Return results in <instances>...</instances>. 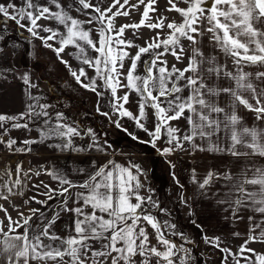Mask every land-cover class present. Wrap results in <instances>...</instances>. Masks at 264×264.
Instances as JSON below:
<instances>
[{
    "label": "snow or ice",
    "instance_id": "6c2138e0",
    "mask_svg": "<svg viewBox=\"0 0 264 264\" xmlns=\"http://www.w3.org/2000/svg\"><path fill=\"white\" fill-rule=\"evenodd\" d=\"M168 3L167 11L179 13L182 22L168 23L170 32L165 38L157 33L146 46H137L124 38L126 29L148 27L162 30L165 27L166 17L162 15L156 18V22H149L152 19L150 13L157 11L156 0H138L131 5L130 0H95V3L93 0H73L67 8L60 0H44L43 3L41 0H19V4L14 0L6 4L0 2V41L6 39L4 33L9 30L8 21L39 39L55 52L61 63L69 67L71 76L80 86L96 93L98 98H103L105 92L110 94L108 104L118 115L115 121L117 128L121 127L119 118L134 120L151 137L153 147L162 134L166 136L169 147L162 150L164 154L176 148L183 150L184 142L193 148L200 147L195 144L198 137L209 142V151H223L234 157L264 156V129L245 126L238 115V108L243 107L254 113L256 120H264V70L245 71L249 66L264 69V0H168ZM179 3L187 7L181 8ZM141 5L144 9L138 23H127L117 28L116 17H129L130 11ZM73 8L83 13L86 19L73 17L70 14ZM41 19L52 21L57 27L42 26L38 23ZM93 24L97 25L96 29L85 27ZM58 26H62L63 31ZM93 31L98 33V40L92 38ZM205 36L210 45L207 55L202 50ZM184 39L190 41L192 47L188 65L183 70L175 65L169 69L161 57L171 52L180 60L183 54L181 40ZM68 46L77 49L73 55L83 65L78 71L72 70L61 57ZM131 47L138 49L134 56L127 50ZM89 49L96 55L90 56ZM159 49L163 51H157ZM218 52L231 61V68L227 61L221 63ZM144 54H149L150 58L144 61L145 74L141 76L136 74V70ZM125 59L131 61L126 74L121 71ZM84 66L93 69L95 76L90 78ZM22 79L29 89L38 87L32 83L28 73ZM222 79L226 85L219 83ZM119 88L139 95L138 115L124 107L129 92L118 96ZM185 89L187 96L183 95ZM221 95L226 97L224 106L219 102ZM29 101L24 112L0 114V146L13 152L30 151L26 146L37 141L26 139L18 144L10 132L21 128L31 131V125H35L43 139L61 140L62 143L57 145L61 149L86 150L73 145V138L80 137L82 132L78 126L67 123L62 112L49 113L51 105L31 92ZM146 106L153 109L156 117L152 131L142 122ZM97 112H100L99 99ZM185 112H188L185 118L189 131L181 136L171 121L180 119ZM101 114L110 119L108 112ZM222 131L230 142L226 148L212 142L213 137L219 138ZM83 135L92 140L88 148L102 150L96 144L98 134L93 129H83ZM133 139L137 138L133 136ZM109 165L90 172L79 184L70 180L67 174L48 172L61 185L58 191L48 188L45 193L48 199L53 198V193L64 196L72 188L83 189L76 193L74 201L80 206L70 209L67 199L63 201L62 210L71 211L75 216L74 234L66 238L50 232L55 216L29 235L32 228L30 220L36 210H30L32 215L28 217L20 213L22 219L13 221L7 209L0 205V211L5 212L8 220L7 232L3 229V221H0V257H3L4 264H29L30 260L37 264H190L191 251L185 247L187 237L175 231L174 223L159 220L153 211L158 209L160 213H167L168 210L161 208L151 195H141L144 185L139 176L144 173L140 166L124 167L112 161ZM12 172L9 168L0 174V199L7 200L9 196L22 194V178H27L29 173L23 171L22 164L16 166L15 177ZM218 179L226 182L227 191L217 200V203L227 206L225 211L239 219L241 210L251 208L260 214L261 219L257 221L252 215L248 217L250 235L237 252L221 247L219 237L205 235V243L222 252L221 264H228L229 257L232 264H241V261L243 264H264V253L248 247L251 242H264V168L242 169L239 178H234L229 170L209 171L202 180L195 181L194 178V181L199 189L204 190ZM86 208H91V211H85ZM145 225L154 231L156 244L151 243ZM20 228L25 231L18 232ZM168 232L180 236L184 242L177 244L170 239Z\"/></svg>",
    "mask_w": 264,
    "mask_h": 264
},
{
    "label": "rangeland",
    "instance_id": "374dc122",
    "mask_svg": "<svg viewBox=\"0 0 264 264\" xmlns=\"http://www.w3.org/2000/svg\"><path fill=\"white\" fill-rule=\"evenodd\" d=\"M0 2L6 4L9 0H0ZM14 2L19 4V0H14ZM41 2L43 3L44 0H41ZM60 2L65 8H67L73 3V0H60ZM106 2H110V0H106ZM121 2H123V0H121ZM137 2L138 0H130V5ZM93 3H95V0H93ZM168 6H170L169 3L164 0H156L155 7L157 11L155 13H150L152 19L149 22H156L158 16L162 15L165 17L166 15L164 21L165 27L162 30H152L148 27H142L138 30L126 29L124 38L131 40L137 46H146V44L151 42L152 37L157 33H159L162 39L165 38L170 32L167 28V24L173 21L179 24L183 19L180 14L175 11H171L167 14ZM178 6L181 8L187 7L184 3H179ZM143 9L144 6L141 5L138 9L130 11L129 17H116L114 22L117 28L120 25L127 23H138L141 19ZM70 14L81 20L86 19L83 13L76 12L74 8L71 10ZM38 23L42 26L57 27L54 22L45 19H41ZM58 27L63 31L62 26ZM85 27L96 29L97 25H85ZM8 29L9 30L4 33L6 39L0 41V49H3L0 51V114L16 115L24 112L26 105L30 102L29 92H31L32 95H35V92L40 91L43 102L61 110H66L65 114L67 117L70 115L73 121L82 125L78 126L81 129L82 134L83 129L91 128L98 134L97 138L105 139L108 145H111L113 148L115 147V151H123L128 155H134L135 157L137 154L141 156L149 155L150 159L152 157L156 164L162 162L163 158L157 157L162 154V151L156 147V144L155 147H149L150 145H146V143L143 142H141L142 145L136 144V139H133V137L128 135L127 132L115 126L117 116L113 114V117L111 116L109 119V117L102 115L101 111L97 112V101L99 98L96 93L80 86V84H78L71 76L69 67L64 63H61L60 59L57 58L52 49L45 47L39 39L31 37L26 31L17 29L14 22L8 21ZM25 37H27V39H25ZM92 38L94 40L99 39L96 31L92 32ZM29 41L31 43H29ZM187 42L189 41L186 39L181 40V43ZM202 42H208L206 36L203 38ZM49 43L53 42L50 41ZM127 50L130 55L134 56L138 49L137 47H131ZM157 51H163V49ZM73 53H77V49L73 46H68L65 48V51L61 53V57L64 61L68 62V65L72 70L78 71L79 67L83 65L80 64ZM170 53L171 52L166 55H170ZM88 54L90 56L96 55V53L92 52L90 49ZM149 58V54L142 55L141 61H139L137 65L136 74L141 76L145 74L144 61ZM164 58L165 55L161 57L162 60H164ZM130 63V60L125 59L124 68L121 70L124 74L127 73ZM84 67L90 78L95 76L93 69H89L87 66ZM25 73L29 74L30 80L38 86L37 88L29 89L28 86L25 85L22 79ZM97 83L99 84L100 81L98 80ZM121 91L129 92V96H131L132 92H135L129 91L125 88H119L117 95H120ZM107 109L109 110L110 108L106 107V110ZM124 118L125 121H134L128 117ZM34 127L35 126H31V131H27L23 128L13 129L11 130L10 135L15 138L19 144L22 140H30ZM127 127H130V130L140 137H150L138 126ZM145 127L148 128L149 131H152L155 126ZM35 129L37 130L36 127ZM38 134V137L43 139L39 132ZM78 138L90 137L81 135ZM21 147L25 146L21 145ZM26 147L30 148V146ZM30 152L31 149L26 152H13L0 146V174L9 169V166H11V160L26 158V155ZM18 164L19 163L13 166H17ZM160 166L165 168L162 164H160ZM163 173L161 172L160 176L158 174L155 175L156 182L152 191L154 192L155 200L158 201L160 207L165 208L168 211L167 213H160L158 209H155L154 214L161 221L167 220L174 223L176 225L175 231L183 233L184 236L187 237L188 242L185 243V247L189 248L191 251L192 259L190 264H221V260L223 259L222 252L205 243L203 238L205 235L208 237L212 236L207 234L204 228L195 225L192 218L194 212L187 211V209L184 208L183 202L180 200L181 194L178 193L175 188H171L170 192L167 191V180L164 178ZM40 190V193L32 194L31 192H34L33 189L29 188L24 182V187L21 190L22 194L9 196L7 200L0 199V205L7 209V214L12 217L13 221L22 219L19 215L20 213H23L24 217H28L32 215L30 210H36V214L33 215L30 220L32 228L29 230V235H31L32 230H37L38 226L47 222L41 221L42 219L38 218L40 213L44 210L49 211L53 204L57 205L60 203L62 205V202L64 201V198L59 195L53 196L52 199H48L45 195L46 192L44 189ZM41 201H44V203H40ZM0 221H3V229L7 232L8 220L3 211H0ZM17 231L23 233L25 229L20 228ZM50 232H52V228L50 229ZM167 235L177 244L184 242L180 236L172 235L171 232H168ZM149 239L152 244H156L155 236L153 238V236L149 235ZM0 247H2V245H0ZM261 252L263 253L264 250H261ZM67 259L68 258L65 257V260ZM229 262L230 260H228V264ZM0 264H4L3 257H0ZM29 264H37V262L30 260ZM47 264H55V262H47Z\"/></svg>",
    "mask_w": 264,
    "mask_h": 264
},
{
    "label": "crops",
    "instance_id": "0c3cea01",
    "mask_svg": "<svg viewBox=\"0 0 264 264\" xmlns=\"http://www.w3.org/2000/svg\"><path fill=\"white\" fill-rule=\"evenodd\" d=\"M164 1L168 3V0ZM169 7L170 6H168V8ZM170 12L171 11H167L166 13L169 14ZM181 44L183 45V54L180 60L172 57L173 55L171 53L170 55H165L164 60L167 62V67L169 69L175 65L176 68L183 70L188 65L189 57L192 55L191 42L189 41ZM202 50L205 55L209 53L210 45L208 42H202ZM177 51L179 52V49H177ZM217 55L221 63L227 61L229 68L232 67L231 61L228 60L227 57L219 52ZM258 70L264 69H260L256 66L245 68V71L248 72H256ZM186 75H191V73H186ZM219 83L222 86L226 85V81L223 79L220 80ZM124 94L125 92L121 91L118 96H123ZM35 95L41 96L40 91L35 92ZM183 95H188L187 89H185ZM109 98L110 94L107 92H105L103 98H99L100 111L102 113L108 112L110 117H113L114 114L117 116V120L118 115L108 104ZM139 100V95L136 92H132L124 107L131 111L133 115H138ZM219 102L221 106H224L226 103V97L221 95L219 97ZM106 107H109L110 109L106 110ZM48 111L51 114L62 112L64 116H66V110H61L54 106H51ZM238 115L242 117L245 126L264 129V120H256L255 114L245 110L243 107L238 108ZM187 116L188 112H185L184 116L180 119L171 121V125L180 130L179 135L181 136L189 131V123L185 118ZM66 118L67 123L72 124L73 126H82L73 121L70 115H68V117L66 116ZM119 121L121 124L120 128L124 131L126 129L127 131L125 132H127L128 135L130 133V136H135L138 142L146 143L152 147V144L150 143L151 137H140L135 132L131 131L130 127H127L137 126L135 121H125L124 117L119 118ZM142 122L145 126H155L156 118L151 107L146 106L145 118ZM35 127L34 131H32L30 140L37 142L28 145L30 146L31 152L26 155V158L11 160V166H9V168L13 170V177H15L16 166L13 165H16L17 163L22 164L23 171L29 173L27 178L22 179H24L25 184H27L29 188L33 189L34 192H31L32 194L40 193V189H44L45 192L48 191V188L56 189L57 191L60 189L61 185L59 184V181L49 175V171H59L60 173L67 174L70 180L79 184L87 178V175L90 172H93L99 167L109 165V161H112L124 167H130L133 164L139 165L144 173L139 176L141 183L144 185V188L141 189V195L144 197L151 195L154 200L155 195L152 189L155 187V175L158 174L160 176L161 172H164V178L167 180V191L170 192L171 188H175L176 191L181 194L180 200L183 202L184 208H186L187 211L194 212L192 218L195 225L204 228L205 232L212 237H219L221 247L229 248L232 252H237L240 245L244 244L250 235V221L248 217L252 215L257 221L261 219L260 214L254 213L251 208L241 210L239 212L241 218L236 219L228 211H225V208L227 207L226 205L217 203V200L222 198L223 194L227 191L225 181L219 179L215 180L204 190L199 189L198 184L195 181L202 180L209 171L222 172L229 170L234 178H239L242 169H251L252 167L264 168V156L248 155L234 157L223 151H209V142L203 141L198 137L195 140V144L200 147L193 148L191 144L184 142L183 150L176 148L173 152L164 154L162 150L165 147H169V145L166 143V136L162 134L161 138L158 141L156 140L155 144L156 147L162 151V154L157 157H162L163 160L161 163L156 164L152 157L150 159L149 155L141 156L137 154L135 157L134 155H128L123 151H115V147L113 148L111 145H108V143H105L106 141L104 139L101 140L98 138L96 144L98 147L102 148V150H97L96 147H87L92 143L91 138L78 137L73 138V145L83 147L86 150L79 151L73 150V148L61 149L57 147V145L62 143L61 140L56 138L41 139L38 137L39 131H37ZM212 142L218 143L221 148H226L230 143L223 131L219 134V138L213 137ZM244 150L248 151V149ZM160 164L164 165L165 168L161 167ZM133 172L135 173V169H133ZM149 189H151V191H149ZM80 191H83V189L72 188L68 194L62 196L64 200L67 199L68 208L71 209L80 206V204L74 203L76 193ZM53 196L58 195L53 193ZM132 202L135 203L136 201L133 200ZM62 205L60 203L57 205L53 204L49 211L44 210L40 213L38 218L42 219L41 221H47L55 216V223L51 227L52 232H56L55 234L59 237L66 238L69 235L74 234L72 229L75 216L71 211H63ZM85 211L90 212L91 208H86ZM153 211L155 212V209ZM57 213L58 215H56ZM97 214L100 215V213ZM145 226L149 234L154 238V231L149 226ZM234 233H239L240 235L237 236L234 235ZM248 247L255 249L257 253H262L261 250H264V242H251L248 244ZM229 260V264H232L231 257H229ZM241 264H243V261H241Z\"/></svg>",
    "mask_w": 264,
    "mask_h": 264
},
{
    "label": "trees",
    "instance_id": "16d2710c",
    "mask_svg": "<svg viewBox=\"0 0 264 264\" xmlns=\"http://www.w3.org/2000/svg\"><path fill=\"white\" fill-rule=\"evenodd\" d=\"M98 139H101L102 140V138H98ZM105 140V139H104ZM106 141V140H105ZM136 144H138V145H142V143L141 142H138V141H136ZM147 145V144H146ZM149 147H151V146H149Z\"/></svg>",
    "mask_w": 264,
    "mask_h": 264
}]
</instances>
